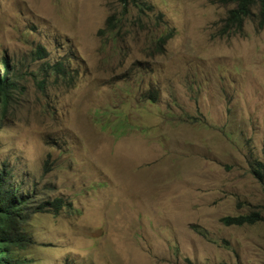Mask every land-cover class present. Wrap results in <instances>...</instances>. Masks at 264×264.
I'll list each match as a JSON object with an SVG mask.
<instances>
[{"label":"rangeland","instance_id":"rangeland-1","mask_svg":"<svg viewBox=\"0 0 264 264\" xmlns=\"http://www.w3.org/2000/svg\"><path fill=\"white\" fill-rule=\"evenodd\" d=\"M136 1L153 9L0 0V62L17 71L0 168L35 205L66 200L57 213L35 207L24 228L35 243L15 254L32 264H264V191L252 172L264 163L259 2L242 31L225 33L236 3ZM110 17L123 28L102 35ZM168 33L160 54L149 50ZM253 211L257 223L223 222Z\"/></svg>","mask_w":264,"mask_h":264},{"label":"trees","instance_id":"trees-1","mask_svg":"<svg viewBox=\"0 0 264 264\" xmlns=\"http://www.w3.org/2000/svg\"><path fill=\"white\" fill-rule=\"evenodd\" d=\"M125 3L128 0H122ZM135 6L141 12L152 10V6L145 3H138L136 0ZM228 2L229 0H218ZM236 3V7L229 11V15L226 19L223 31L227 33L229 27L234 28L236 31H242L246 18H249L252 14V7L259 2L260 12L259 18L261 19V26H264V0H232ZM115 17H110L108 21L109 29L113 30L114 25L118 24ZM105 31V30H104ZM104 33V32H103ZM102 33V34H103ZM171 37L168 33L154 42L164 45ZM42 55L45 53L42 47H39ZM1 68L4 73L0 74V124L3 122V116L7 105L12 98V91L15 88V77L17 71H12L13 66L10 64L9 59L3 57L0 62ZM127 125L125 121V126ZM253 174L259 180L264 191V163L258 162V164L252 169ZM34 191H24L19 185L10 181V173L6 168H0V264H32V262L22 256H17L16 250L26 251L35 240L32 236L26 234L24 228L30 224L33 213L36 209L43 211L54 210L57 213L62 207L66 205V200L63 197H57L53 200H48L35 205L36 201ZM34 211H31L33 210ZM262 219L260 212H251L247 214H241L238 216L224 217L223 222L227 225H245L254 224ZM198 231L205 235L203 229Z\"/></svg>","mask_w":264,"mask_h":264},{"label":"clouds","instance_id":"clouds-1","mask_svg":"<svg viewBox=\"0 0 264 264\" xmlns=\"http://www.w3.org/2000/svg\"><path fill=\"white\" fill-rule=\"evenodd\" d=\"M228 2H232V3H235L234 1H232V0H229ZM142 3V2H141ZM150 5V4H149ZM235 7H236V4H235ZM234 7V8H235ZM152 9H153V7H152ZM139 10V9H138ZM259 12H260V5H259ZM118 20V19H117ZM122 28H123V24H122V22L119 20L118 21V24H116V25H114V29L113 30H111V29H109V27L107 26L105 29H102V30H100L99 32L102 34L103 32H109V33H112L113 32V34H119L120 32H121V30H122ZM105 30V31H104ZM104 34V33H103ZM102 34V35H103ZM167 43V42H166ZM165 43V44H166ZM165 44L164 45H160L159 43H157V42H154L151 46H150V51H152V52H155V53H157V54H160L161 52H162V50H163V48L165 47ZM64 73H66V71L64 72ZM148 99H151L153 102H156L157 101V97H155L154 96V94H152V93H150L149 94V98Z\"/></svg>","mask_w":264,"mask_h":264}]
</instances>
